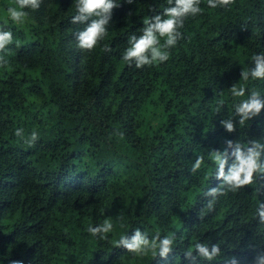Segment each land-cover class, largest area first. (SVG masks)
<instances>
[{
	"label": "trees",
	"instance_id": "1",
	"mask_svg": "<svg viewBox=\"0 0 264 264\" xmlns=\"http://www.w3.org/2000/svg\"><path fill=\"white\" fill-rule=\"evenodd\" d=\"M113 2L107 35L87 52L76 34L92 18L71 22L75 0H41L22 23L7 13L16 0H0V29L13 36L0 52V264H250L264 253V173L231 191L211 157L222 155L226 175L236 145H264V110L243 124L235 112L253 91L264 100V79L240 77L264 53V0H200L169 59L140 69L122 60L129 38L174 4ZM105 220L107 239L93 237L89 226ZM136 230L170 237L171 251L116 246ZM197 243L220 255L205 260Z\"/></svg>",
	"mask_w": 264,
	"mask_h": 264
},
{
	"label": "clouds",
	"instance_id": "2",
	"mask_svg": "<svg viewBox=\"0 0 264 264\" xmlns=\"http://www.w3.org/2000/svg\"><path fill=\"white\" fill-rule=\"evenodd\" d=\"M132 0H128L131 3ZM170 6L164 9L162 14L155 15L152 18H145L142 33L139 36L133 35L129 38V47L122 54V60L129 66L133 65L137 68L145 66H155L162 64L169 59V50L176 46L177 42L182 38L180 29L184 26V21L192 16H196L201 12L200 0H167ZM234 0H207V6L212 9L229 7ZM17 7L7 9L9 18L15 23H22L28 13L24 9L37 10L40 7L41 0H16ZM117 7L113 0H75L76 15L72 18L73 24H83L86 21L91 22L76 34L77 47L83 51L91 52L96 48L98 43L107 35V24L111 17L112 9ZM13 41L11 31L0 29V52H4L8 45ZM103 51L108 52L110 49L106 45ZM6 63V62H5ZM254 67L243 70L240 73L242 80L247 81L264 79V53L256 54L252 57ZM234 97H244L245 88L233 85L230 89ZM264 110V100L260 98V94L256 91L251 92L247 99L241 100L236 106L235 112L239 116V123L243 124L252 117L257 116ZM223 127L228 131H234V126L230 121H223ZM17 137L23 138V130L17 129L15 132ZM39 139L37 132H32L25 143L33 146ZM231 146V142H228ZM261 150L264 145L258 141H254L252 146L247 149H241L236 145L235 151L232 153L234 161L228 169L227 174L224 173L226 160L222 155L216 152L212 153V159L219 165L218 178L223 179L224 184L229 186L231 191H236L246 185L253 183L256 174L264 173V164L260 162ZM203 157L198 156L192 165V171L196 172L200 169ZM219 191L213 190L212 193ZM211 207V205H209ZM260 221L264 223V204L258 209ZM113 229L110 220H105L98 226H89L88 232L93 236L99 235L100 239H107V234ZM159 240V243H157ZM172 239L165 237L159 239L157 234L149 241L140 230H136L131 238L121 237L116 246H122L127 252L143 255L149 249H159V256L165 257L172 246ZM195 251L205 260L212 261L220 255L219 245H213L211 249L205 244L197 243ZM191 255V252L188 253ZM14 264H20L19 261ZM232 264H238L235 258ZM250 264H264V253L255 255Z\"/></svg>",
	"mask_w": 264,
	"mask_h": 264
}]
</instances>
